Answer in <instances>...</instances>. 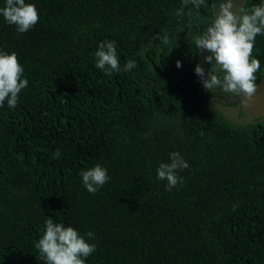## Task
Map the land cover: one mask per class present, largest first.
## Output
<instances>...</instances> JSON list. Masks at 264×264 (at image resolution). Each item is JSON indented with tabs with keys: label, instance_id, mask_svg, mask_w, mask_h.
Wrapping results in <instances>:
<instances>
[{
	"label": "trees",
	"instance_id": "1",
	"mask_svg": "<svg viewBox=\"0 0 264 264\" xmlns=\"http://www.w3.org/2000/svg\"><path fill=\"white\" fill-rule=\"evenodd\" d=\"M25 2L39 14L27 32L0 15V52L28 80L0 106V264H46L47 218L95 245L85 264H264V121L233 125L194 71L219 0ZM104 41L117 73L95 67ZM252 56L257 82L264 35ZM172 152L189 167L169 190L157 169ZM97 164L110 180L89 193L80 173Z\"/></svg>",
	"mask_w": 264,
	"mask_h": 264
},
{
	"label": "clouds",
	"instance_id": "2",
	"mask_svg": "<svg viewBox=\"0 0 264 264\" xmlns=\"http://www.w3.org/2000/svg\"><path fill=\"white\" fill-rule=\"evenodd\" d=\"M189 3L200 8L205 0H183V5ZM233 6V0H224L211 26L202 35L198 31L196 35L199 36L195 39L196 47L209 53L204 57L205 62L222 71L223 77L209 70L206 73L199 64L194 71L202 86L211 92L222 87L225 92L251 98L257 88L255 74L260 70V61L253 58L252 52L257 35H264V4L253 6L251 12L239 15L232 10ZM0 15L8 24L15 25L18 33L27 32L39 21L35 5L25 0H6L5 6L0 8ZM163 39L167 43V36ZM95 57L98 69L107 67L109 74L121 70L114 41L101 42ZM180 66V61H177V67ZM133 68L134 62L127 61L123 70L132 71ZM23 73L16 53L0 52V106L5 101L10 109L17 105L19 93L28 85V80L22 78ZM59 155V151L54 153L57 158ZM170 160V163H161L157 169V178L167 180L169 190L180 183L177 170L189 167L178 152H172ZM80 175L89 193H95L110 180L107 170L99 164ZM45 225V231L35 247L46 264H85L86 258L96 251L95 245L86 242L73 227H66L52 218H47ZM86 235L89 239L94 236L92 232Z\"/></svg>",
	"mask_w": 264,
	"mask_h": 264
},
{
	"label": "water",
	"instance_id": "3",
	"mask_svg": "<svg viewBox=\"0 0 264 264\" xmlns=\"http://www.w3.org/2000/svg\"><path fill=\"white\" fill-rule=\"evenodd\" d=\"M247 0H233V11L238 15L242 14ZM224 0H219L215 10L213 11V21L219 12V9L223 5ZM264 4V0H262ZM203 34V33H202ZM201 34V35H202ZM209 55L205 50H199L197 48L196 65H200L204 68L205 72L209 70L210 64L206 63L204 57ZM257 88L254 95L251 98H246L243 95H237V104H231L223 99H217L211 95V91L205 89L209 98L211 99L212 108L222 115L226 120L233 125H248L256 124L264 121V69L261 78L256 82ZM240 111L242 114H240Z\"/></svg>",
	"mask_w": 264,
	"mask_h": 264
},
{
	"label": "flooded vegetation",
	"instance_id": "4",
	"mask_svg": "<svg viewBox=\"0 0 264 264\" xmlns=\"http://www.w3.org/2000/svg\"><path fill=\"white\" fill-rule=\"evenodd\" d=\"M198 33V32H197ZM196 33V34H197ZM203 32L200 33V35L202 34ZM195 34V35H196ZM209 72L210 73H213V74H217L218 76H220L221 78L223 77L224 73L222 71H217L216 68L211 65L209 67ZM211 95L213 97H216L217 99H223V100H226L227 102L231 103V104H237V100H236V97L237 95L234 94V93H231V92H225L223 90V88H216L214 89L212 92H211ZM240 114H242V112L240 111Z\"/></svg>",
	"mask_w": 264,
	"mask_h": 264
}]
</instances>
